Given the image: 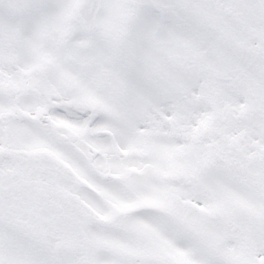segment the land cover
Wrapping results in <instances>:
<instances>
[{
  "label": "rangeland",
  "instance_id": "374dc122",
  "mask_svg": "<svg viewBox=\"0 0 264 264\" xmlns=\"http://www.w3.org/2000/svg\"><path fill=\"white\" fill-rule=\"evenodd\" d=\"M77 1L0 0V121H3L0 122V203L9 207L11 204L6 201V197L11 195L9 192H13L17 202L25 196H37L47 201L48 208L45 204H33L44 215H47L44 213L46 210L50 211L51 205L52 209H57V214H61V211L71 212L77 201L73 192L74 182L83 187L86 184L80 177L75 178L67 167L73 177L69 178L72 185L67 187L62 184L61 177L65 178L67 171L59 163L65 162L54 158L60 152L49 140L47 125L53 133L52 139H56L62 138L63 133L69 134V127H75L79 122V145L84 153L93 155L98 150L93 142L96 139L102 145L100 153L96 152V155L100 154L97 159L101 157L103 163L108 162L105 161L108 154L109 159L116 160H121L123 156L125 158L127 154L128 191L135 188L145 197L153 193L157 195L161 191L160 198L164 202L157 199L152 202L154 208L148 210L147 217L151 219L149 223L154 233V238L153 234L149 238L157 243L170 244L171 253H175L188 239L199 240L195 233L188 230V225L182 224V213L189 210L185 205L198 207L196 201L186 198L184 181L193 179L195 191L205 186V181H200L197 176V168L203 163L202 160L210 164L213 158L226 157L239 159L246 169L257 164L264 166V111L263 117L261 114L259 120H254L259 116V108L264 106V77L259 76L260 79L255 76L252 68L255 64L241 58L240 49L250 50L260 42V35L264 36L263 17L253 12L255 9L264 15V0H255L258 3L255 7L252 5L254 0H220L216 3L214 9L206 14L211 17L215 33L222 36V44L214 36L205 50L198 47L200 44L196 43L195 35L198 31L206 35L205 26L208 28L210 23L202 24L200 20L194 19L201 14L202 9L195 2H186L188 6L177 2L179 15L189 18H174L172 11L175 7L171 5V0H138L134 19L129 22L128 8H118V13L115 10L118 6L113 5V0H103L104 9L100 15L102 24L98 20L99 29L89 33L77 19ZM226 6L233 7L230 17L223 12ZM252 6L254 8L251 11ZM69 23L76 24L79 31L70 45L63 48L59 37ZM135 29L137 34H142L139 39L134 37L136 34L133 36ZM109 31L115 33L109 35ZM198 41L202 42L201 39ZM2 43L6 56L19 61L9 62L2 55L5 52ZM121 51L133 63L122 65L125 63L121 64ZM249 54H256L255 48ZM68 56L72 57L71 62L67 60ZM140 57L143 59L141 67L134 71V63H138ZM55 61H60L61 67L58 72L52 73L50 67ZM144 64H147L146 67ZM88 66L93 70L85 73ZM194 68L200 69L198 78ZM257 68L263 69L260 66ZM6 75L8 78L10 76V82ZM22 76L29 79L19 88L25 97L16 94L17 85L23 82ZM55 76L62 77L63 81L74 80L76 86L82 88L78 92L83 95L80 100L84 104L80 105L83 107L80 110L84 116L80 112L76 113L79 118L85 117L82 121L76 119L70 109L72 100L58 97L53 92L48 94L49 90L38 86L42 77ZM32 84L39 87L42 93L28 88ZM158 84L162 86L157 94ZM115 85L116 90H113ZM121 85L127 86L118 88ZM108 86L110 96H103L100 104L99 91L106 90ZM25 88L26 92L23 91ZM171 92L179 94L171 100ZM156 94L159 99L167 95L169 97L159 103L146 102L134 117L135 107ZM24 98L26 102L23 104L21 101ZM33 100L43 104L45 113L33 109L36 108ZM15 105L22 108L27 106L28 110L21 109L14 114L12 112L18 109ZM49 106L53 111L64 108L70 112L54 115L59 120L55 121L51 112L46 113L51 111ZM98 108L103 114L97 112ZM32 109L35 113H30ZM19 113L23 116H17ZM37 115L41 116L39 122L43 125L37 123ZM71 135L76 137L77 132L72 131ZM65 146L71 155L78 157L79 160H75L88 169L82 155ZM105 146L110 147L107 149ZM52 158L53 164L57 166L56 173L54 168H48L52 166L49 162ZM94 164L92 171L102 174L101 168H97V160ZM108 165L111 166L110 163ZM44 168L47 171L42 170ZM49 170L51 173L48 176ZM173 173L181 176L180 187L170 182L166 184L170 185L174 199H178L179 208H168V203L165 209L164 197L170 195H165L166 188L161 189L165 187L163 175ZM120 176L122 187H126L123 171ZM110 182L114 187L115 183L119 184V179ZM109 183L108 188L113 189ZM84 189L88 190L87 187ZM115 192L120 199V191L115 189ZM125 200L113 204L111 213L121 209L125 215L136 217L150 204L145 201L143 206L137 208ZM78 202L83 204L80 200ZM112 203L108 202L105 206H111ZM23 204L32 206L30 203ZM58 204L59 207L56 206ZM160 206L165 212L174 214L162 213ZM84 209L85 206L81 205L82 213H85ZM89 214L94 217L93 210ZM108 216L97 212L95 217ZM140 216L144 217L142 213ZM15 239L23 238L16 235ZM24 249L15 248L16 264H27Z\"/></svg>",
  "mask_w": 264,
  "mask_h": 264
},
{
  "label": "flooded vegetation",
  "instance_id": "af4514ba",
  "mask_svg": "<svg viewBox=\"0 0 264 264\" xmlns=\"http://www.w3.org/2000/svg\"><path fill=\"white\" fill-rule=\"evenodd\" d=\"M253 174H260L252 176ZM249 180L253 184L252 194L250 196V203L252 210L249 218H243L241 222L236 226L233 233H228L227 229L232 232V227L235 225V221L229 220L228 222L221 217V215L214 217L213 223L210 225L212 233L203 235V242L199 245H194L188 255L187 264H264V171L250 172ZM241 180H245V177L241 175ZM218 204H221L220 202ZM122 222V218L112 219L110 221ZM78 226H81L84 222L92 225L93 220L89 218H77ZM112 225V224H110ZM84 232V229H82ZM51 237L43 244L45 255L49 257H55L52 259L56 264H71L74 255L78 252L81 255H87L89 259L98 256L94 251L91 243L87 245H80L78 240L73 235L65 234V238H68V243L76 242L75 249H60L57 250L56 245H52L54 242V236L58 241V238H63V234L56 228L52 230ZM46 234V236H48ZM91 248V249H90ZM192 250L198 252L197 255H193ZM114 252V262L112 264H123V249L120 247L119 252L117 250H110L109 255ZM53 253L55 254L53 256ZM78 256V257H79Z\"/></svg>",
  "mask_w": 264,
  "mask_h": 264
},
{
  "label": "water",
  "instance_id": "95a60500",
  "mask_svg": "<svg viewBox=\"0 0 264 264\" xmlns=\"http://www.w3.org/2000/svg\"><path fill=\"white\" fill-rule=\"evenodd\" d=\"M99 8H100V0H80L78 5V13L87 27L89 28L94 27L95 15ZM74 31L75 29L73 27H69L64 32L62 36V41L66 43L71 38ZM228 167L230 169L232 168L230 165Z\"/></svg>",
  "mask_w": 264,
  "mask_h": 264
}]
</instances>
